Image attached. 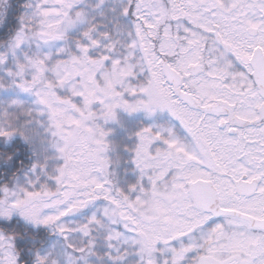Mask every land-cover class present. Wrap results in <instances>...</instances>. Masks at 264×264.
<instances>
[{
	"label": "snow or ice",
	"instance_id": "obj_1",
	"mask_svg": "<svg viewBox=\"0 0 264 264\" xmlns=\"http://www.w3.org/2000/svg\"><path fill=\"white\" fill-rule=\"evenodd\" d=\"M0 264H264V0H0Z\"/></svg>",
	"mask_w": 264,
	"mask_h": 264
}]
</instances>
